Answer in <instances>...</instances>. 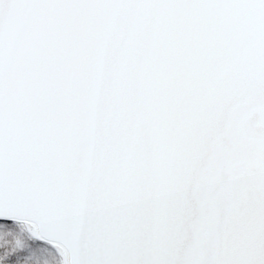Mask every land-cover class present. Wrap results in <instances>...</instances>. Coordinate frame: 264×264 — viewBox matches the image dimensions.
<instances>
[{
  "label": "snow or ice",
  "instance_id": "1",
  "mask_svg": "<svg viewBox=\"0 0 264 264\" xmlns=\"http://www.w3.org/2000/svg\"><path fill=\"white\" fill-rule=\"evenodd\" d=\"M264 264V0H0V264Z\"/></svg>",
  "mask_w": 264,
  "mask_h": 264
},
{
  "label": "rangeland",
  "instance_id": "2",
  "mask_svg": "<svg viewBox=\"0 0 264 264\" xmlns=\"http://www.w3.org/2000/svg\"><path fill=\"white\" fill-rule=\"evenodd\" d=\"M34 264H47V261L44 260L43 258H37Z\"/></svg>",
  "mask_w": 264,
  "mask_h": 264
}]
</instances>
